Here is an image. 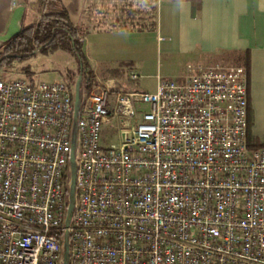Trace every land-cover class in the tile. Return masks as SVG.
<instances>
[{"label": "built area", "instance_id": "obj_1", "mask_svg": "<svg viewBox=\"0 0 264 264\" xmlns=\"http://www.w3.org/2000/svg\"><path fill=\"white\" fill-rule=\"evenodd\" d=\"M248 108L240 64H188L154 92L99 81L77 117L67 84L0 76V264H62L66 230L68 264H264V145L249 147ZM113 120L121 142L106 147Z\"/></svg>", "mask_w": 264, "mask_h": 264}, {"label": "crops", "instance_id": "obj_2", "mask_svg": "<svg viewBox=\"0 0 264 264\" xmlns=\"http://www.w3.org/2000/svg\"><path fill=\"white\" fill-rule=\"evenodd\" d=\"M55 1L68 11L73 26L81 29L85 62L95 83L112 79L119 89L148 91L131 89L124 83L125 69L136 68L139 77L156 79L155 89L148 91L154 92L161 77L155 68L159 54L172 60L187 56L197 60L187 64L198 65H202L198 60L218 58L239 59L233 64L240 65L248 62L251 133L264 143V0ZM19 6L25 8L23 27L40 15L45 0H0V35ZM146 31H153L152 38H144ZM137 34H142L138 40L131 38ZM91 37H95V48L85 44ZM106 64L113 68L103 70ZM218 64L232 63L203 66Z\"/></svg>", "mask_w": 264, "mask_h": 264}, {"label": "rangeland", "instance_id": "obj_3", "mask_svg": "<svg viewBox=\"0 0 264 264\" xmlns=\"http://www.w3.org/2000/svg\"><path fill=\"white\" fill-rule=\"evenodd\" d=\"M40 19H42V10L40 15L34 19L33 23L37 24V22ZM153 34H154L153 31H146L145 33H143V36L148 40L152 38ZM141 35L142 34H137L132 36L131 38L138 40V38ZM95 41H96L95 37L94 38L91 37L90 39L86 38L85 44L91 45L92 48H95V43H96ZM4 42L5 41H0V64L4 61V63H11L10 64L11 66H9L8 64L1 65L0 76H5L7 78L21 77L28 80L31 79L34 82H48V83L63 82L67 84L70 88L76 87V82L79 76L78 74L79 62L76 58V55L73 52L62 47L49 49L47 51H40L39 49H37L34 55L28 57L23 61H18L9 58L8 57L9 54H7L6 52L2 53L5 46ZM145 50L149 51L148 45H145ZM186 58L187 56L184 57L178 56L177 58L172 60L168 58V55L166 54H159L155 68L157 69V72H159V74L163 79L179 81L180 76L184 74L185 71L186 73H188L187 62L197 61V60H188ZM236 61L237 60L230 61V59L228 58H224V59L218 58L213 60H207V59L198 60V63L202 65H206L207 63L209 64L214 62L226 63V64L239 63ZM117 67L118 66H116L115 68ZM109 68L111 69L113 67H109V64H106L103 67V70H107ZM99 69L102 70V67H100ZM71 73L73 76L71 75ZM124 74L125 77L123 81L127 85V87H130L131 89H141V90L146 89L148 91H152L155 89L156 79L154 78L151 77L145 78L144 76L142 77L138 76V79L131 78L132 74L138 75L136 68H126ZM92 81H95L94 78ZM97 83L98 81L96 83L94 82V86ZM84 94H85L84 98H86L89 92H86V90H84ZM137 109H138L137 114L132 118L133 123L140 122L142 120V111L147 110L148 105L138 104ZM109 124L114 125L115 127L111 128L107 126L106 128H104L102 132V145L106 147L111 145L112 143L119 145L121 142L119 135L120 134L119 121L113 120V122ZM62 256H63V252H62Z\"/></svg>", "mask_w": 264, "mask_h": 264}, {"label": "trees", "instance_id": "obj_4", "mask_svg": "<svg viewBox=\"0 0 264 264\" xmlns=\"http://www.w3.org/2000/svg\"><path fill=\"white\" fill-rule=\"evenodd\" d=\"M81 29L73 26L68 11L55 0H45V6L42 10V19L37 24L31 23L23 25L21 31L14 35L11 39L4 42L5 46L2 53L9 54L8 57L23 61L34 55L37 49L47 51L49 49L62 47L73 52L80 61L78 74L82 73L81 81V98H84V90L90 92L94 86L93 73L85 62V57L82 50V42L80 40ZM239 59H237L238 61ZM9 65L4 63L1 65ZM8 66V67H9ZM249 74V64L244 63ZM28 69V68H26ZM72 75V73H71ZM73 76V75H72ZM73 95L75 88H71ZM252 113L248 108V144L249 147L258 148L264 143L258 141L251 133ZM69 187H67L69 192ZM63 259V256H62Z\"/></svg>", "mask_w": 264, "mask_h": 264}, {"label": "water", "instance_id": "obj_5", "mask_svg": "<svg viewBox=\"0 0 264 264\" xmlns=\"http://www.w3.org/2000/svg\"><path fill=\"white\" fill-rule=\"evenodd\" d=\"M24 6H19L15 9L10 24L4 34L0 35V41H7L11 39L14 35L18 34L22 29V16L24 13ZM81 81H82V73L79 74L76 87H75V94H74V103H75V117L78 115V111L81 105ZM129 122H127L128 124ZM123 139L125 140L128 136V132L122 133ZM71 178H70V187H69V201H68V209H67V217L65 221L66 228L69 227L70 221L73 215V210L75 207V201H76V163H75V144L73 146V151L71 154ZM69 234L66 230L65 232V238H64V249H63V262L62 264H68L69 261Z\"/></svg>", "mask_w": 264, "mask_h": 264}]
</instances>
